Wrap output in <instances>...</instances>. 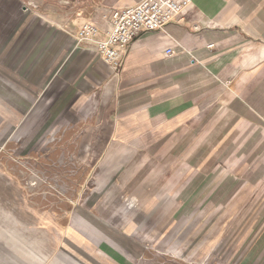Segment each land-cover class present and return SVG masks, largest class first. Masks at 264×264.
I'll use <instances>...</instances> for the list:
<instances>
[{"label": "crops", "instance_id": "1", "mask_svg": "<svg viewBox=\"0 0 264 264\" xmlns=\"http://www.w3.org/2000/svg\"><path fill=\"white\" fill-rule=\"evenodd\" d=\"M140 1L79 0L71 17L46 15L42 29L26 32L19 75L42 95L44 117L89 107L75 117H96L85 128L105 133V148L143 150L138 180L166 192L176 213L189 204L255 211L264 224V0H191L183 24L143 33L115 73L79 32ZM74 243L104 264H125L83 232Z\"/></svg>", "mask_w": 264, "mask_h": 264}, {"label": "rangeland", "instance_id": "2", "mask_svg": "<svg viewBox=\"0 0 264 264\" xmlns=\"http://www.w3.org/2000/svg\"><path fill=\"white\" fill-rule=\"evenodd\" d=\"M78 1L0 0V76L21 89L0 78V264H104L75 245L81 232L125 264H264L255 211L192 212L182 197L189 209L176 213L166 192L138 180L143 150L105 148V133H88L96 117L75 115L89 107L42 115L16 63L26 32L46 15L71 17Z\"/></svg>", "mask_w": 264, "mask_h": 264}, {"label": "built area", "instance_id": "3", "mask_svg": "<svg viewBox=\"0 0 264 264\" xmlns=\"http://www.w3.org/2000/svg\"><path fill=\"white\" fill-rule=\"evenodd\" d=\"M191 9V0H141L131 7L109 9L100 16L101 24L83 26L79 37L93 42L101 60L118 73L134 40L145 32L183 24Z\"/></svg>", "mask_w": 264, "mask_h": 264}, {"label": "bare ground", "instance_id": "4", "mask_svg": "<svg viewBox=\"0 0 264 264\" xmlns=\"http://www.w3.org/2000/svg\"><path fill=\"white\" fill-rule=\"evenodd\" d=\"M36 179H37V178H36ZM60 234H61V233H59V232L57 231V235L60 236ZM58 236H56V237H58Z\"/></svg>", "mask_w": 264, "mask_h": 264}]
</instances>
